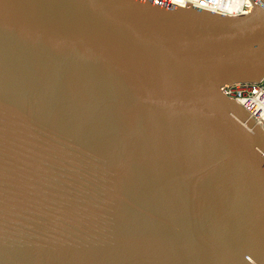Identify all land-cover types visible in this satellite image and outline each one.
<instances>
[{
    "label": "water",
    "instance_id": "95a60500",
    "mask_svg": "<svg viewBox=\"0 0 264 264\" xmlns=\"http://www.w3.org/2000/svg\"><path fill=\"white\" fill-rule=\"evenodd\" d=\"M0 0V264H264V0Z\"/></svg>",
    "mask_w": 264,
    "mask_h": 264
},
{
    "label": "built area",
    "instance_id": "2783aa9c",
    "mask_svg": "<svg viewBox=\"0 0 264 264\" xmlns=\"http://www.w3.org/2000/svg\"><path fill=\"white\" fill-rule=\"evenodd\" d=\"M172 4L192 5L225 15L248 14L255 7L252 0H162ZM222 92L237 100L264 128V79L252 83L224 85Z\"/></svg>",
    "mask_w": 264,
    "mask_h": 264
},
{
    "label": "bare ground",
    "instance_id": "6f19581e",
    "mask_svg": "<svg viewBox=\"0 0 264 264\" xmlns=\"http://www.w3.org/2000/svg\"><path fill=\"white\" fill-rule=\"evenodd\" d=\"M183 1V0H182ZM176 5H179V4H176Z\"/></svg>",
    "mask_w": 264,
    "mask_h": 264
}]
</instances>
